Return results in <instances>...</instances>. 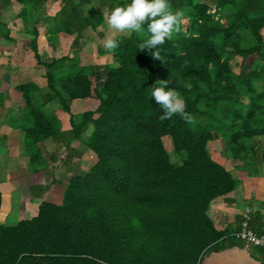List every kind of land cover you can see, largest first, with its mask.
<instances>
[{"label":"trees","instance_id":"16d2710c","mask_svg":"<svg viewBox=\"0 0 264 264\" xmlns=\"http://www.w3.org/2000/svg\"><path fill=\"white\" fill-rule=\"evenodd\" d=\"M17 1L24 26H34L31 47L48 85L46 93L35 83L19 88L30 162L43 165L46 189L58 181L47 139L80 140L96 162L69 179L60 204L42 201L34 218L0 225V264H200L212 251L245 247L235 237L243 215L234 230L217 228L208 214L213 201L239 185L212 159L208 144L221 142L235 170L255 175L264 164V145L257 141L264 138V0H168L182 16L179 30L161 46V60L138 50L146 32H122L111 50L116 66L106 74L76 57L45 61L37 24L46 7L60 1L45 33L56 46L60 35L80 37L101 27L105 1L113 9L127 0H98L90 14L81 0ZM1 36L9 38L3 24ZM238 57L252 73H234ZM161 80L183 98L193 123L178 114L160 119L163 111L150 91ZM77 100H95L97 107L75 118L71 104ZM55 101L70 115L66 133L50 117L57 115L46 112ZM164 137L179 163L172 162ZM259 206L248 222L264 234V202ZM250 252L264 264V247L250 246Z\"/></svg>","mask_w":264,"mask_h":264},{"label":"crops","instance_id":"0c3cea01","mask_svg":"<svg viewBox=\"0 0 264 264\" xmlns=\"http://www.w3.org/2000/svg\"><path fill=\"white\" fill-rule=\"evenodd\" d=\"M2 3L0 0V21L2 20L1 16L8 15L7 8H12V22H4L6 25L8 24L9 38L12 33V48L6 41L9 38L1 36L0 94L3 95V98L0 97V100L2 99L3 103L0 102V220L11 224L9 227H12V224L16 226L21 220L34 218L42 201L60 204L65 184L74 175H85L91 167L89 163L93 166L96 162V156L80 140H73L66 145L59 137L47 139L44 147L47 153L56 158L54 167L55 177L58 181L50 189H46L43 165L32 164L27 153L25 132L22 130L23 116L20 114L22 93L19 88L29 83H35L40 87L42 93H46L48 91L47 80L43 75V68L37 65L31 44L26 41L27 33H25L24 24L19 17L21 5L17 0H12L10 5L4 7H2ZM41 23L40 21L37 25L39 32L37 47L40 55L44 46L50 48L51 45L44 31L40 29L43 24ZM19 36L23 37L18 38ZM67 37L61 36L62 41L60 42L63 43ZM69 38L74 39L75 36ZM64 46V44L61 45L62 48ZM7 49L12 50L7 51ZM10 112L12 116H8ZM54 113H57V118L60 121L61 132H68L71 129L70 115L60 111L59 105L54 109ZM257 141L264 145L263 139L259 138ZM210 146L215 148V150H211V154L218 158L217 162L226 167L224 161H227L226 154L228 153L224 152L223 144L209 143L208 148ZM86 157L92 158V160L88 161L87 167H83L81 161ZM259 169L256 176L246 175L249 183L247 193L244 194L241 189L238 196L229 194L212 202L208 214L217 228L237 230L240 218L247 209L260 208L255 203L264 200L260 196V193L264 192V164ZM237 178L239 180V176ZM240 183L239 181V186ZM239 202L244 204L243 209L237 207Z\"/></svg>","mask_w":264,"mask_h":264},{"label":"rangeland","instance_id":"374dc122","mask_svg":"<svg viewBox=\"0 0 264 264\" xmlns=\"http://www.w3.org/2000/svg\"><path fill=\"white\" fill-rule=\"evenodd\" d=\"M11 3H12V0H11ZM80 3L85 8V12L87 14L95 12L98 9V5H99L98 0H81ZM60 5H61L60 1H57L53 4H49L46 7V9L44 10V12L41 13L40 21L43 24L41 23L42 28H40V29L42 31H44V33H46V26L49 23L53 22L52 17L55 16L59 12ZM4 6H6V4L3 2L2 7H4ZM102 10L105 13V21L101 27H99L96 31H94L92 29H87L82 34V36L75 37L74 39H70L69 37H67L66 40L63 41V43L60 42V41H62L61 40L62 38H60L61 37V35H60L59 36V42L56 46L50 45V48L47 46H44V50L42 51V54H41L42 58L45 61H50L53 58H60L63 56L76 57V58L80 59L82 63H86V64L90 65V67L92 69L98 70L102 74H106L108 67H115L116 63L114 60V56L112 55L111 50H109L105 47V44H106L107 40H109V39H116V38L122 37V35H121L122 32L121 33H114L111 30H109L107 27L106 17L110 14V12L112 10L111 3L108 1H105L103 6H102ZM7 12H8V15L7 16H1L2 20L0 21V24H3V26H6V28H8V24L6 25V23L12 22V8L11 9L7 8ZM4 22H6V23H4ZM11 26H12V24H11ZM33 28H34L33 24H31L30 27H28V28L25 27V33H27V40L26 41L27 42L29 41L30 44H31V40L33 39V34H31V31ZM21 37H23V36H19L18 38H21ZM6 41H8V46H11V48H12V33L10 34L9 40H6ZM63 44L65 46L62 48L61 45H63ZM10 50H12V49H10ZM10 50L7 49V51H10ZM257 63L261 64L260 60H257ZM232 68H233V71L235 74H239L240 72H247L248 74L252 73V67L250 65L244 66L241 58H239V57L235 59L233 65H232ZM255 85L259 91L262 90V88H263L262 82L256 83ZM58 105H59V102H57V101L48 104L46 106V112L48 114L52 113V115H53L54 109L57 108ZM96 107H97V101H95V100H77L71 104V112L75 118H79L83 112L94 110ZM55 114L57 115V113H55ZM50 117L57 118V116H50ZM262 139H263V143H264V138H261V140ZM163 140H164L165 147L171 156L172 162L173 163H179L181 156L179 154H176L173 151V147H172V143H171L170 138L164 137ZM211 143H217V142L214 141V142H210V144ZM220 143L221 142H219V145H220ZM209 149H210V153H211V150H215V148L212 146H210ZM224 152H226V151H224ZM184 156H185V153H184ZM226 156H227V161H224L226 168L228 170H230L234 176H236V177L239 176V181L241 182L240 183L241 188L238 185L237 189L231 193L232 196H238L241 192V189L244 192V194L247 193V190L249 189L248 188L249 183H248V178H247L248 176L246 177V175L256 176V174L251 175V173H249L247 171L235 170L233 168V161L231 160L230 155L226 154ZM211 157L215 161H219L215 155L211 154ZM90 160H92V158L86 157V159H82L81 163H82L83 167H85V166L87 167L88 161H90ZM220 160H221V158H220ZM89 165L92 166V164H90V163H89ZM259 171H260V169H259ZM253 182H254V180H253ZM260 196L264 199V192H261ZM261 202H264V200L256 201L255 204L257 206H259V203H261ZM238 205L239 206H237V205L236 206L243 209L244 204L242 202H239ZM0 225L10 226L11 224L10 225L6 224L0 220ZM14 225L12 224V226H14ZM244 249L246 251H244V252L240 251L241 257H244L247 255L246 252L250 251V246H245ZM232 250H230V251H232ZM229 253H231V252H229Z\"/></svg>","mask_w":264,"mask_h":264},{"label":"clouds","instance_id":"9594fccd","mask_svg":"<svg viewBox=\"0 0 264 264\" xmlns=\"http://www.w3.org/2000/svg\"><path fill=\"white\" fill-rule=\"evenodd\" d=\"M181 16V12L171 10L168 0H127L123 6L111 10L106 24L114 33L146 32V37L138 44V50H150L154 59L161 60V46L179 30ZM118 46L119 42L115 39H109L105 44L109 50ZM150 95L163 111L161 120L178 114L188 123H193L194 117L185 111V101L177 91L169 89V81L161 80L159 86L151 88Z\"/></svg>","mask_w":264,"mask_h":264},{"label":"water","instance_id":"95a60500","mask_svg":"<svg viewBox=\"0 0 264 264\" xmlns=\"http://www.w3.org/2000/svg\"><path fill=\"white\" fill-rule=\"evenodd\" d=\"M232 249H237L239 255L238 253L237 255L229 253ZM240 251L244 252L246 250L244 249V247H233L221 251H212L210 254L204 256L200 264H261L260 261H257L251 255L250 251L246 252L247 255L244 257H241Z\"/></svg>","mask_w":264,"mask_h":264},{"label":"built area","instance_id":"2783aa9c","mask_svg":"<svg viewBox=\"0 0 264 264\" xmlns=\"http://www.w3.org/2000/svg\"><path fill=\"white\" fill-rule=\"evenodd\" d=\"M249 213L250 209L243 213V221L240 230L235 233V237L244 242L246 246L264 247V234H257L249 226Z\"/></svg>","mask_w":264,"mask_h":264},{"label":"bare ground","instance_id":"6f19581e","mask_svg":"<svg viewBox=\"0 0 264 264\" xmlns=\"http://www.w3.org/2000/svg\"><path fill=\"white\" fill-rule=\"evenodd\" d=\"M232 254H234V255H237V250L236 249H233L232 251H230ZM238 255H239V253H238Z\"/></svg>","mask_w":264,"mask_h":264}]
</instances>
